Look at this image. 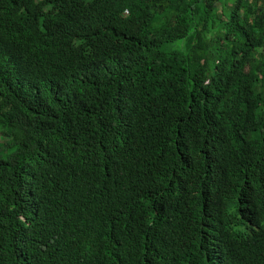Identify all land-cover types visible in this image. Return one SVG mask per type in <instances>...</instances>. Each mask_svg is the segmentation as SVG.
I'll return each mask as SVG.
<instances>
[{
    "label": "trees",
    "instance_id": "16d2710c",
    "mask_svg": "<svg viewBox=\"0 0 264 264\" xmlns=\"http://www.w3.org/2000/svg\"><path fill=\"white\" fill-rule=\"evenodd\" d=\"M0 264H264V0H0Z\"/></svg>",
    "mask_w": 264,
    "mask_h": 264
}]
</instances>
